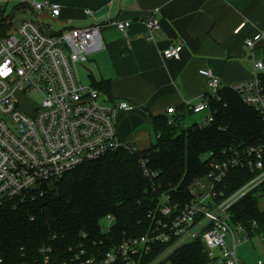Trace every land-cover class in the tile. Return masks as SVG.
<instances>
[{
  "label": "built area",
  "instance_id": "1",
  "mask_svg": "<svg viewBox=\"0 0 264 264\" xmlns=\"http://www.w3.org/2000/svg\"><path fill=\"white\" fill-rule=\"evenodd\" d=\"M24 6L28 0H22ZM30 7L40 14L56 18L60 6L52 1L29 0ZM0 0V211L26 192L50 185L76 167L99 159L118 149H136L117 139V116L132 109L127 100L101 98L102 92L83 84L77 66L87 61L93 45L100 39L103 26L94 23L67 27L58 32L43 31L33 20H24L12 27V16L4 13ZM159 8H155L142 22L149 40L154 41L160 30ZM92 16L91 10H86ZM37 20V18H36ZM128 20L109 21L123 34ZM242 25L235 29L238 32ZM14 30L16 33H12ZM264 40V30L246 38L244 44L253 48ZM182 46L169 44L161 54L178 59ZM199 73L207 78L208 90L202 100L189 105L194 113L207 110L197 123L199 127L213 120L208 99L222 87L209 69ZM264 62L255 60L253 76L245 81L227 85L242 102L256 110L264 122ZM38 93L40 104L27 112L16 98L17 94ZM174 108L167 109L168 123L173 122ZM209 171L201 178L186 184L189 201L175 200L170 192H162L156 207L148 216L153 226L142 235H123L120 241L105 251L87 250L81 245L69 257L57 255L52 247H42L39 260L32 264H160L185 243L200 237L208 258L217 264H240L237 246L248 238L244 227L231 220V206L246 193L264 188V136L252 146H230L216 155L209 153ZM143 174L149 178L155 172L140 159ZM245 168L252 177L235 192L223 197L217 187L231 170ZM225 188V187H224ZM108 221V231L113 222ZM256 227V222H252ZM229 236V244L226 237ZM157 244L166 245L155 259L149 260ZM257 264H264L259 260Z\"/></svg>",
  "mask_w": 264,
  "mask_h": 264
},
{
  "label": "trees",
  "instance_id": "2",
  "mask_svg": "<svg viewBox=\"0 0 264 264\" xmlns=\"http://www.w3.org/2000/svg\"><path fill=\"white\" fill-rule=\"evenodd\" d=\"M90 81L94 88L109 95L108 83L91 76ZM208 103L213 115L209 124L182 127L185 115L192 113L182 108L172 123H168L166 114L155 116L151 122L157 139L149 147L118 149L6 204L0 211V264H32L34 259L39 260L42 247H52L66 258L81 245L87 250H108L123 235L138 236L151 229L154 221L148 214L162 192H170L175 200L189 201L186 184L209 171L204 157L209 153L218 155L230 146L256 145L264 136L260 114L228 87H221ZM140 159L146 160L154 177L143 174ZM251 177L247 169L235 168L217 188H223V197H227ZM261 199L264 201V188L254 189L230 208L232 222L241 224L249 237L264 232ZM107 216L113 222L104 231L101 221ZM165 248L157 244L149 260ZM163 261L205 264L210 259L205 244L196 237Z\"/></svg>",
  "mask_w": 264,
  "mask_h": 264
},
{
  "label": "crops",
  "instance_id": "3",
  "mask_svg": "<svg viewBox=\"0 0 264 264\" xmlns=\"http://www.w3.org/2000/svg\"><path fill=\"white\" fill-rule=\"evenodd\" d=\"M51 1L60 6L57 20L65 25L62 28L103 25L85 61L89 78L109 84V95L100 90L101 98L127 100L133 106L117 116V139L136 149L156 142L153 117L168 116L170 107L174 115L179 108L185 112L202 100L208 82L200 69H209L223 87L250 79L254 61L264 62V40L253 48L244 44L264 30V0ZM155 8L161 28L152 41L142 19ZM114 20L130 22L124 34L108 24ZM172 43L182 46L178 59L161 54ZM198 113L202 120L207 110ZM237 256L240 264L264 262V232L242 241ZM205 264L217 263L211 259Z\"/></svg>",
  "mask_w": 264,
  "mask_h": 264
},
{
  "label": "rangeland",
  "instance_id": "4",
  "mask_svg": "<svg viewBox=\"0 0 264 264\" xmlns=\"http://www.w3.org/2000/svg\"><path fill=\"white\" fill-rule=\"evenodd\" d=\"M44 1V0H39ZM51 1V0H48ZM27 5L24 6L22 0H5L3 3L4 13L12 16V27H19L24 20H33L37 22L43 31L47 32H58L62 30L65 25L60 23V20L52 21L50 18L38 17V12L36 9L30 7V1L28 0ZM37 18V20H36ZM12 33L16 31L12 30ZM264 54V50H263ZM78 74L81 82L83 84L91 83L89 78V69L86 66V62H83L77 66ZM17 100L19 101L22 108L27 112H33V110L40 104L41 96L38 93L29 94H17ZM204 114V113H203ZM0 116H2L0 114ZM200 120V113H187L181 122L182 127H187L189 125L198 123ZM201 121V120H200ZM152 134V142L156 141L154 132ZM260 208H264V201L261 199ZM108 221L102 219L101 226L102 230L107 229ZM226 241L229 244V236L226 237ZM161 264H171L169 261H163Z\"/></svg>",
  "mask_w": 264,
  "mask_h": 264
},
{
  "label": "water",
  "instance_id": "5",
  "mask_svg": "<svg viewBox=\"0 0 264 264\" xmlns=\"http://www.w3.org/2000/svg\"><path fill=\"white\" fill-rule=\"evenodd\" d=\"M40 17L41 18H50V19H52V21H56V18H53V17H50L48 14H46V13H43V14H40Z\"/></svg>",
  "mask_w": 264,
  "mask_h": 264
},
{
  "label": "snow or ice",
  "instance_id": "6",
  "mask_svg": "<svg viewBox=\"0 0 264 264\" xmlns=\"http://www.w3.org/2000/svg\"><path fill=\"white\" fill-rule=\"evenodd\" d=\"M9 71H10V69L5 68V69L3 70V72L0 73V74L7 75Z\"/></svg>",
  "mask_w": 264,
  "mask_h": 264
}]
</instances>
